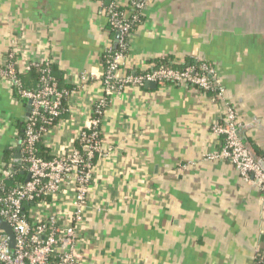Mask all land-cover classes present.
I'll use <instances>...</instances> for the list:
<instances>
[{
  "label": "crops",
  "instance_id": "obj_1",
  "mask_svg": "<svg viewBox=\"0 0 264 264\" xmlns=\"http://www.w3.org/2000/svg\"><path fill=\"white\" fill-rule=\"evenodd\" d=\"M131 0H0V55L18 41L26 75L51 60L68 88L67 112L44 136L67 155L104 97V57L118 48L108 7ZM141 2V0H140ZM119 75L161 63L206 62L222 97L189 85L129 86L109 98L81 237L83 264H257L264 257V198L225 160L213 124L234 107L242 136L264 160V0H145ZM117 45L115 46V44ZM28 101L0 80V176L15 163ZM3 176V175H2ZM71 196L46 208L66 220Z\"/></svg>",
  "mask_w": 264,
  "mask_h": 264
},
{
  "label": "built area",
  "instance_id": "obj_2",
  "mask_svg": "<svg viewBox=\"0 0 264 264\" xmlns=\"http://www.w3.org/2000/svg\"><path fill=\"white\" fill-rule=\"evenodd\" d=\"M102 1V0H101ZM104 1V0H103ZM145 0H131L130 7L142 14ZM112 3L107 10L111 29L121 35L120 45L127 47L131 37L132 22L126 12ZM109 53L113 61L103 75L104 97L98 101L78 139L77 147L67 155L46 159L38 154V145L44 136L67 112L66 91L58 87L51 77V60H42L30 65L42 66L40 85L36 90L27 89L19 77L16 65L18 41L13 39L7 55H0V80L7 81L17 90L20 98L31 103L28 119L24 124L23 164L30 174V180L15 182L14 172L5 167L0 176V220L13 230L15 247L10 246L8 236L0 231V264H83L81 260V237L85 232L84 222L89 207V198L96 161L107 156L103 149L102 122L109 98L129 86H144L147 83L189 85L204 93H215L222 97L223 89L217 70L203 62L198 66L173 67L166 63L156 65L147 71H131L119 75L118 58L123 53ZM224 121L213 124L214 134L223 137L221 150L211 159L229 161L247 182L258 186L264 198V168L242 136L234 107L227 106ZM71 196L70 210L66 220L46 208L58 199ZM257 264H264V257Z\"/></svg>",
  "mask_w": 264,
  "mask_h": 264
},
{
  "label": "trees",
  "instance_id": "obj_3",
  "mask_svg": "<svg viewBox=\"0 0 264 264\" xmlns=\"http://www.w3.org/2000/svg\"><path fill=\"white\" fill-rule=\"evenodd\" d=\"M120 10L127 13L130 21H133V17L135 15L138 18L137 21L132 22L131 37L127 39V47L123 48L121 46H118V48H116V49L112 48L113 53H123L125 55V54H128V50L130 48V43H131V38L134 35V33L137 31V28L139 27V25L142 23L143 16H142V14H139L132 7H129L127 9L121 7ZM108 28L110 30H112L110 25H108ZM112 32L114 33L115 31L112 30ZM110 61H113V56H112V54H110L108 52L106 54V56L104 57L105 71L108 69ZM40 68H42V66L38 67V66L32 65L26 75H21V73H19V77L21 78L23 85L27 89H29V90L38 89V87L40 85V79H41ZM51 77L58 83V87L60 90L68 91V88L66 86L64 87V85H63V78L61 77V75H59V71H58L57 66H55L54 64L51 65ZM208 94L211 95L212 93H208ZM78 145L80 146V144H78ZM38 154L41 157L46 158V159L52 158V156L50 155L49 149L46 148L42 143H40L38 145ZM25 180H26L25 175H22L20 172H16L13 175V179L6 181V183H7V185H13L15 182H24Z\"/></svg>",
  "mask_w": 264,
  "mask_h": 264
},
{
  "label": "water",
  "instance_id": "obj_4",
  "mask_svg": "<svg viewBox=\"0 0 264 264\" xmlns=\"http://www.w3.org/2000/svg\"><path fill=\"white\" fill-rule=\"evenodd\" d=\"M121 35L118 33L117 34V38L120 39ZM117 45V43L115 44V46ZM145 86H151V87H157V83H147L145 84ZM30 110H31V103L28 102V106H27V114H26V119H28L29 115H30ZM244 132V128L242 130ZM24 133V132H23ZM23 135L21 136L20 140H19V146H18V150L19 153L15 156V163L19 166H23V160H22V147H23ZM249 149L252 152V155L255 156L256 160L258 161V163H260L262 165V167L264 168V160L262 158H258L255 154L254 151H252L251 146L248 144ZM17 170H15L16 172ZM30 180V174H28L26 181ZM0 231H3L6 233V235L8 236L9 242H10V246L12 248L15 247V237H14V233L12 228L4 221L0 220Z\"/></svg>",
  "mask_w": 264,
  "mask_h": 264
}]
</instances>
